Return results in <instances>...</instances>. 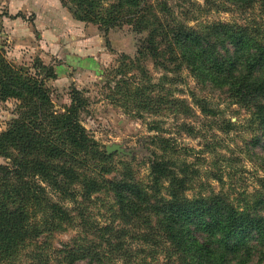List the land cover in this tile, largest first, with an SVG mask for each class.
Listing matches in <instances>:
<instances>
[{"label":"rangeland","instance_id":"374dc122","mask_svg":"<svg viewBox=\"0 0 264 264\" xmlns=\"http://www.w3.org/2000/svg\"><path fill=\"white\" fill-rule=\"evenodd\" d=\"M20 1L23 7H11ZM165 1L190 28L217 23L246 28L248 38L255 41L253 49L257 44L264 46V0H251L244 7L226 0ZM70 9L67 0H0V50L13 64L27 66L38 59L54 68L56 79L47 81L46 87L57 113L70 105L73 91L79 93L84 102L80 122L106 155L104 168L109 173L102 174V179L151 186L150 163L162 156L172 159L185 175L183 196L188 200L216 196L245 210L264 198V135L251 110L231 104L224 92L198 84L185 66L174 70L173 64L159 65L149 56L139 57L138 44L145 35L135 34L129 24L104 30L78 21ZM201 99L213 114L201 112L195 103ZM13 110L12 101L0 103V132ZM164 145L169 152H163ZM65 207L82 219L76 217L72 227L43 237L33 247L44 245L51 254L73 241L98 243L99 239L77 227L81 220L82 225L118 228L129 221L133 228L113 254L120 258L116 264H187L190 257H206L208 248L213 251L210 259L217 253L214 238L184 228L187 249L181 257L153 222L147 227L130 214L121 219L110 191L86 200L78 196L76 203ZM198 236L207 247L195 248L191 238ZM109 243L115 246L119 241ZM245 245L252 243L239 245L237 251L247 249ZM59 258L52 264H66L58 263Z\"/></svg>","mask_w":264,"mask_h":264},{"label":"trees","instance_id":"16d2710c","mask_svg":"<svg viewBox=\"0 0 264 264\" xmlns=\"http://www.w3.org/2000/svg\"><path fill=\"white\" fill-rule=\"evenodd\" d=\"M226 1L243 7L251 4V0ZM67 2L78 21L104 30L127 23L135 34H144L138 44L139 57L149 56L159 65L173 64L174 70L185 66L198 84L224 92L231 104L251 110L264 135V46L257 44L253 49L255 41L248 38L246 28L217 23L195 30L179 21L165 0ZM56 76L52 66L38 59L27 66L16 65L0 50V103L14 105L13 117L0 132L4 161L0 165V264H52L56 256L58 263L116 264L120 258L113 254L133 228L129 221L118 228L82 225L81 220L77 227L99 239L98 243L73 241L51 254L44 245L33 247L43 237L72 227L76 217L82 219L81 214L72 215L66 203L108 191L121 219L130 214L147 227L153 222L181 257L187 249L184 228L214 238L217 253L212 259L208 248L206 257H190L187 264H264V198L245 210L216 196L188 200L183 196L185 175L172 159L162 156L150 163L151 186L102 179V174L109 173L104 168L106 155L80 122L84 102L79 93L73 91L62 113L54 110L46 83ZM195 101L202 113H214L204 99ZM165 146L163 152H169ZM191 239L195 248L207 247L199 236ZM110 240L119 244L112 246ZM247 241L252 245L237 251Z\"/></svg>","mask_w":264,"mask_h":264},{"label":"crops","instance_id":"0c3cea01","mask_svg":"<svg viewBox=\"0 0 264 264\" xmlns=\"http://www.w3.org/2000/svg\"><path fill=\"white\" fill-rule=\"evenodd\" d=\"M36 5H38V1H36ZM17 6H19V8L23 7L21 1H20L19 4H14V2L11 3V7H12V8H15V7H17ZM40 7H41V6H40ZM39 16H43V15H38V17H39ZM47 17H50L51 19H53V18H55V17L57 18V15H56V16H54V15H50V16H47ZM63 49H64L65 52H67L68 47L63 48Z\"/></svg>","mask_w":264,"mask_h":264}]
</instances>
